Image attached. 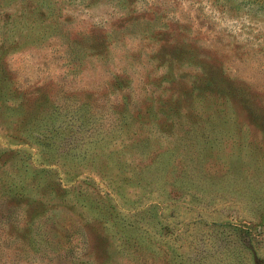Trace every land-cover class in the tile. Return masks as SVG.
I'll return each mask as SVG.
<instances>
[{"label": "rangeland", "instance_id": "obj_1", "mask_svg": "<svg viewBox=\"0 0 264 264\" xmlns=\"http://www.w3.org/2000/svg\"><path fill=\"white\" fill-rule=\"evenodd\" d=\"M245 243L264 264V0H0V264Z\"/></svg>", "mask_w": 264, "mask_h": 264}, {"label": "trees", "instance_id": "obj_2", "mask_svg": "<svg viewBox=\"0 0 264 264\" xmlns=\"http://www.w3.org/2000/svg\"><path fill=\"white\" fill-rule=\"evenodd\" d=\"M246 2H249V3H256V2H258L259 0H245ZM23 165H24V170L26 171V170H34V168H32V167H30V165H29V168H28V162H23ZM255 234L256 235H259V234H261L260 233V230L259 231H257L256 230V228H255ZM251 239V238H250ZM246 244V243H245ZM246 247V249H247V252H248V255L250 254V256H249V258H248V256H246V258H247V260L248 261H250L251 263L250 264H256V262H257V260H260V258H259V256L258 255H256L257 253H256V250H249L250 248H248L249 246L246 244L245 245ZM241 255V257H242V254H240ZM236 256H238V254L236 255ZM253 259V261L254 262H252L251 260Z\"/></svg>", "mask_w": 264, "mask_h": 264}]
</instances>
